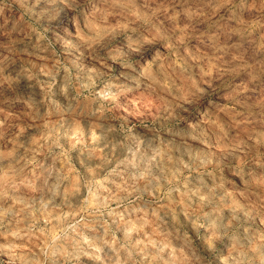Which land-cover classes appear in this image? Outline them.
Wrapping results in <instances>:
<instances>
[{
    "label": "clouds",
    "instance_id": "1",
    "mask_svg": "<svg viewBox=\"0 0 264 264\" xmlns=\"http://www.w3.org/2000/svg\"><path fill=\"white\" fill-rule=\"evenodd\" d=\"M0 264H264V0H0Z\"/></svg>",
    "mask_w": 264,
    "mask_h": 264
}]
</instances>
